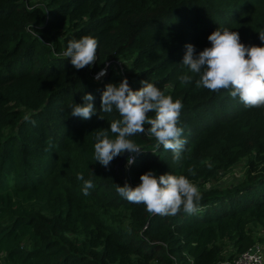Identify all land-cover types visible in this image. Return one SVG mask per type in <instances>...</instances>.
Listing matches in <instances>:
<instances>
[{
    "label": "trees",
    "instance_id": "obj_1",
    "mask_svg": "<svg viewBox=\"0 0 264 264\" xmlns=\"http://www.w3.org/2000/svg\"><path fill=\"white\" fill-rule=\"evenodd\" d=\"M224 29L264 47V0H0V264H218L264 243V107L197 88L182 64L186 45L198 54ZM84 36L98 41L97 60L77 70L61 53ZM124 78L181 102L179 161L143 134L131 137L143 153L128 170L117 169L123 156L108 169L94 160L95 131L120 116L83 120L72 107L91 94L99 113L106 85ZM242 162L241 184L207 187ZM148 171L189 179L198 211L152 215L119 196L116 185Z\"/></svg>",
    "mask_w": 264,
    "mask_h": 264
},
{
    "label": "clouds",
    "instance_id": "obj_2",
    "mask_svg": "<svg viewBox=\"0 0 264 264\" xmlns=\"http://www.w3.org/2000/svg\"><path fill=\"white\" fill-rule=\"evenodd\" d=\"M264 42V32L259 34ZM208 41L211 47H206L198 54L193 45H186V53L182 64L189 72L198 75L197 88L212 92L229 90V95L246 108L264 107V47L246 46L241 43L238 31L217 30ZM98 41L91 36L71 40L61 55L70 59L72 66L82 70L94 65L97 60ZM107 74V66L101 69L95 79L100 80ZM182 85L192 82V77L184 74L179 77ZM142 87L133 91L127 78L119 85L108 84L101 96L99 113L94 106L91 94L82 96L84 104L72 107L71 117L91 120L100 113L118 112L120 119L110 124V130L95 131L94 160L105 169L111 162L129 154L128 165L135 162V156L143 153L141 146L131 137L143 134L155 138L157 147L173 152V159L179 161L184 151L186 141L181 139L183 129L178 127L182 104L166 96L158 87L142 81ZM149 113H155L154 118ZM145 125L150 127H145ZM110 133L113 138H110ZM191 172L192 170L189 169ZM77 179L84 181L83 193L93 187L91 180H84L83 174L78 173ZM141 183L132 187L125 182L124 186L116 185V191L130 203L143 204L149 214L175 216L181 209L188 214L198 211L196 202L201 199L199 189L185 176L173 174L160 175L158 178L153 171L140 176Z\"/></svg>",
    "mask_w": 264,
    "mask_h": 264
},
{
    "label": "built area",
    "instance_id": "obj_3",
    "mask_svg": "<svg viewBox=\"0 0 264 264\" xmlns=\"http://www.w3.org/2000/svg\"><path fill=\"white\" fill-rule=\"evenodd\" d=\"M110 65H111L110 63L107 64V67ZM117 65L122 69V71H124L123 64H121L120 62H117ZM95 77H94V80L99 81L95 79ZM129 167L130 166L127 163L126 169L128 170ZM227 248H230V246H228ZM228 252L229 250H227L222 255V258L220 259L218 264H264V245L261 243H256L248 251L242 254L235 255L233 258H229L226 256V253ZM189 262L192 263L193 261L190 259Z\"/></svg>",
    "mask_w": 264,
    "mask_h": 264
},
{
    "label": "rangeland",
    "instance_id": "obj_4",
    "mask_svg": "<svg viewBox=\"0 0 264 264\" xmlns=\"http://www.w3.org/2000/svg\"><path fill=\"white\" fill-rule=\"evenodd\" d=\"M120 63L122 64V62ZM245 177H246V167H245V163L242 162L235 165L233 169L230 170L229 172L221 173V176L218 179L211 181V183L208 184L207 187L227 189L229 187H232V185L241 184ZM256 237L257 239L261 238L262 233L260 231H256ZM257 242L264 245V243H262L261 241H257Z\"/></svg>",
    "mask_w": 264,
    "mask_h": 264
},
{
    "label": "water",
    "instance_id": "obj_5",
    "mask_svg": "<svg viewBox=\"0 0 264 264\" xmlns=\"http://www.w3.org/2000/svg\"><path fill=\"white\" fill-rule=\"evenodd\" d=\"M110 68V66L107 67V70ZM128 157H129V154L128 153H125L123 155V158L122 160L117 164V169L123 171L124 170V166L126 165L127 163V160H128Z\"/></svg>",
    "mask_w": 264,
    "mask_h": 264
}]
</instances>
